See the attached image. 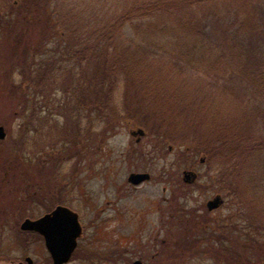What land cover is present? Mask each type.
I'll list each match as a JSON object with an SVG mask.
<instances>
[{
    "label": "trees",
    "instance_id": "obj_1",
    "mask_svg": "<svg viewBox=\"0 0 264 264\" xmlns=\"http://www.w3.org/2000/svg\"><path fill=\"white\" fill-rule=\"evenodd\" d=\"M263 16L264 0H0V35L11 57L24 53L23 75L38 81L40 94L48 91L42 77L51 67L56 78L63 75L61 90L74 92L90 127L98 111L107 128L128 121L161 144L205 154L218 173L219 193L236 195L246 225L219 238L231 247L202 248L206 242L193 239L182 242L190 246L184 250L216 251L218 263L264 264ZM30 22L37 28H21ZM36 49L47 62H36ZM74 76L86 85L76 86ZM120 84L126 115L113 100ZM22 100L25 116L29 100ZM57 113L66 118L60 132L66 139L86 137L69 105Z\"/></svg>",
    "mask_w": 264,
    "mask_h": 264
},
{
    "label": "rangeland",
    "instance_id": "obj_2",
    "mask_svg": "<svg viewBox=\"0 0 264 264\" xmlns=\"http://www.w3.org/2000/svg\"><path fill=\"white\" fill-rule=\"evenodd\" d=\"M16 8L19 11L20 7ZM245 10L241 9L240 14ZM261 18L262 15H256L257 20ZM30 23L28 27L21 28H37L33 22ZM126 33L132 34L129 28ZM3 42L0 35V44ZM54 46L50 43L47 47L50 50ZM11 52L10 45L0 46V127H4L6 132V139L0 140V197L15 198L14 195L18 194L16 191L28 183L56 188L65 178L69 199L77 200L79 206L76 209L85 228L78 254L68 264H132L138 259L147 264H225L218 263L212 256L216 251H212L211 255L202 251L198 254L196 249L184 250L190 248L185 244L190 245L193 239L205 241L202 248L207 245L218 247L225 244L219 242V238L230 234L237 226L246 225L241 220L243 212L238 209L236 195L219 193L218 173L210 170L211 165L205 154L190 148L187 152L186 147L167 140L166 144H161V137L150 135L144 126L128 121L107 128L105 117L98 116V111L92 116L94 127H90L87 109L78 107L72 100L75 99L74 92L66 95L61 90L63 75L56 78V68L51 67L53 72L45 73L42 77L45 90H52L40 94V88L36 85L38 81L25 80L23 75V70L29 69L24 62V53L21 52L18 59V56L11 57ZM36 53L37 63L40 60L48 61L46 52L40 54L36 49ZM86 67L89 69L87 63ZM73 79H77L73 82L76 86L78 81H84L86 85V79L77 76ZM124 96V88L120 84L113 100L122 115H126L122 105ZM22 97L29 100V112L25 116L18 110L19 105L26 104ZM68 105L73 120L80 121V126L76 124V128L84 131L86 137L82 140L66 139L60 133L67 122L57 110ZM34 109L39 112V118L26 132L30 124L27 121L29 113L32 115ZM41 122H47L46 126ZM70 125L72 127L73 124ZM137 128H143L146 133L138 146L131 134V130ZM90 131L91 135L88 136ZM21 133L24 135L21 147L28 137L33 152H37L35 148L45 147L33 155L31 173L25 166L28 152L23 148H14ZM41 137L44 139L40 140ZM92 140L95 143L91 146ZM137 153H147V156L141 157ZM72 154L78 160L67 159L64 167L75 165V173L71 168L68 173L62 170L65 172L62 174L59 169L61 157ZM13 170L15 177L12 176ZM134 171L149 172L151 182L132 189L128 177ZM185 171L197 174L196 180L184 182ZM171 190L176 194V203L169 206L164 199L170 196ZM217 195L224 198V204L217 210L209 211L207 203ZM15 242L8 235L4 239L0 264H11L13 259L21 256L20 247ZM225 246L231 247V244L227 242ZM32 256L39 261L44 257L41 252L35 251H32Z\"/></svg>",
    "mask_w": 264,
    "mask_h": 264
},
{
    "label": "flooded vegetation",
    "instance_id": "obj_3",
    "mask_svg": "<svg viewBox=\"0 0 264 264\" xmlns=\"http://www.w3.org/2000/svg\"><path fill=\"white\" fill-rule=\"evenodd\" d=\"M26 109H27L26 113H28L29 112L28 107ZM31 112H33V111H31ZM31 119H32V115H31V113H29V117H28L27 121L30 124H28V126H27L28 128L26 127V132L28 129H30L29 127H31V124H34V121ZM41 124H42V122H41ZM39 125H40V122H39ZM20 127L21 126H19V128ZM35 127H37V126L35 125ZM34 129H35V132L37 133V131H36L37 129L36 128H34ZM20 135L21 136H19V138L16 142V145L14 144V148L15 147H19L20 149L23 148L25 150V152H28L27 155L29 158H28V160H27V158L25 159L26 160L25 166L28 167V170L31 173L32 167H33L32 166L33 155L40 153L41 151H43L45 149V147H39V149L35 148V150L37 152H33V147H31L32 142H30L29 137L25 141L24 146L21 147V140L24 137V135H23V133H21ZM134 137L136 140L135 145L138 146L141 144V140L143 139L144 136L138 135V136H134ZM42 139H44V138L41 137L40 140H42ZM94 143H95V140H92L91 146ZM144 149H145V147H144ZM18 155H20V153ZM137 155H141V157H144V156H147V153H137ZM61 158H62L60 160L61 164L59 163L60 164L59 169H61L60 171L63 170V171H67V173H68L69 171H71L70 169L72 168L73 172L75 173V169L73 168L75 165L68 168V167H64V164L66 163L67 159L78 160V158H76V155L73 156V154H72V155H68L67 157L63 156ZM26 171H27V169H26ZM12 172H14V174L12 176L15 177V175H16L15 170H13ZM133 173H136V174L147 173L150 175V179L136 185V184L130 182V180H129L130 175ZM62 174H65V172H63ZM71 174H72L71 172L68 174L69 177L71 176ZM131 174L128 177V182L132 186V189H138V188H140L141 185L149 183L152 180V175L146 171H134V172H131ZM196 177H197V174H196ZM64 179H61L60 185L56 186V188H53L51 186L47 187V186L39 185V184H35V183H28L26 185H22L20 187L21 190L16 191V193H18V194H17V196L14 195L15 198L12 196L11 197H0V254L2 251L3 241H4V239H6L7 235H8V237H12L13 241L16 240L15 244H17L20 247L18 249L20 250V253H21V256L18 259H13L11 261V264H54L52 256H51V254L48 250V247H47L45 236L40 234L39 232H37L35 230H23L22 224L26 220L37 221L39 219H43L46 216L53 214L56 210H58V208H67V209L71 210L72 212H74L78 215V219H79V222L82 226L83 232H82L81 237L78 239L77 248H76L74 254L72 255V258L70 259V261L68 263H70L72 261V259H74V257L77 256L78 251H79L80 241L85 234V228L81 222L80 212L76 209V207L79 206V204H76L77 203L76 199H73V200L69 199L70 196H69V192L66 189V182ZM183 180H184V182H186L185 176H184ZM195 180H196V178H195ZM195 180L192 179L191 183L194 182ZM14 187H18V186H14ZM0 192H2V191H0ZM218 196H221V195H217L216 197H218ZM164 201L167 202L169 204V206L174 205L176 203V194L175 193L173 194L172 190H171L170 196L167 199L165 198ZM207 205H208V203H207ZM207 208H208V206H207ZM215 210H217V209H215ZM63 218H64L63 215L60 216V219H63ZM7 231H9V232H7ZM32 251L33 252L34 251L39 252V254L41 252L44 256L42 261L35 259L32 256ZM1 259L2 258L0 255V260ZM138 260H141V259H138ZM141 261H143V260H141ZM68 263H65V264H68Z\"/></svg>",
    "mask_w": 264,
    "mask_h": 264
},
{
    "label": "water",
    "instance_id": "obj_4",
    "mask_svg": "<svg viewBox=\"0 0 264 264\" xmlns=\"http://www.w3.org/2000/svg\"><path fill=\"white\" fill-rule=\"evenodd\" d=\"M133 136H145L146 133L143 128L132 130ZM6 138L4 127H0V139ZM185 181L191 183L195 180L196 174L191 171L184 173ZM150 179L147 173H133L130 175V182L138 185ZM224 204V199L221 196L208 202V209L213 211L220 208ZM64 216L60 219V216ZM23 230H35L46 238L48 250L52 256L54 264H65L70 261L74 254L78 239L82 235V226L79 222L78 215L67 208H58L53 214L46 216L37 221L26 220L22 224ZM133 264H147L141 260L135 261Z\"/></svg>",
    "mask_w": 264,
    "mask_h": 264
}]
</instances>
